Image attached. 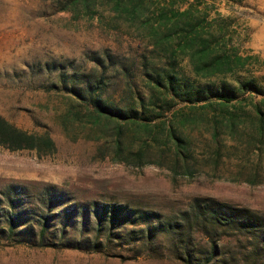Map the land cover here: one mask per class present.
I'll use <instances>...</instances> for the list:
<instances>
[{"label": "rangeland", "instance_id": "374dc122", "mask_svg": "<svg viewBox=\"0 0 264 264\" xmlns=\"http://www.w3.org/2000/svg\"><path fill=\"white\" fill-rule=\"evenodd\" d=\"M203 4L212 6L211 17L227 20L230 45L243 58H251L234 73L195 80L235 83L237 75L264 74V0ZM110 17L108 11L91 18L83 11L62 10L53 0H0V114L29 132L49 135L54 143L41 142V149H12L0 143V189L15 183L37 191L52 183L70 191L74 201H115L155 209L165 217L194 196H214L264 213V169L261 181L248 180L252 168L236 144L240 138L224 130L217 134L210 120L192 110L188 116L174 114L190 110L188 105L165 118L173 116L179 133L189 141L190 173L174 169L170 158L158 163L156 149L138 161L129 148H137L147 130L137 123L124 124L125 150L119 153L115 123L95 117L80 104L70 85L82 84L88 74L100 71L92 57L106 55V50L115 58L105 76L108 99L127 106L136 95L147 98L150 93L140 63L141 53L149 49L146 41L110 31ZM181 64L187 75L194 76L185 60ZM263 99L262 94L249 93L237 102L264 106ZM216 135L227 148L219 163L212 156ZM228 235L221 240L224 260L217 264H262L248 257L246 241ZM102 241L99 250H92L31 245L0 236V264H189L174 251L167 233H158L150 244L108 241L105 236ZM193 241L203 239L195 234ZM243 249L245 256L237 255Z\"/></svg>", "mask_w": 264, "mask_h": 264}, {"label": "trees", "instance_id": "16d2710c", "mask_svg": "<svg viewBox=\"0 0 264 264\" xmlns=\"http://www.w3.org/2000/svg\"><path fill=\"white\" fill-rule=\"evenodd\" d=\"M53 1L62 10L83 11L91 18L108 11L110 31L129 34L148 45L140 57L145 78L151 84L147 98L140 93L127 106H121L105 96L108 64L115 63L114 55L107 50L106 55L92 57L100 71L81 79L82 84L70 85L77 100L91 114L115 123L119 153L125 150L124 124L137 123L147 130L139 146L129 148L138 161L156 149L158 163L170 158L174 169L181 167L192 172L189 141L179 133L173 116L165 118L184 104L190 110L174 113L176 116H188L192 110L210 120L217 134L224 130L240 138L236 144L252 168L248 180H262L259 176L264 169V106L255 101L253 107H248L237 99H246L249 93L264 95V74L237 75L235 83L195 80L234 73L245 68L251 58H243L230 45L228 22L211 17V5H204V0ZM184 60L194 76L183 71ZM216 136L212 156L219 163L227 148L226 142ZM41 142L54 144L49 135L29 132L0 114L1 144L12 149H41ZM0 206V236L31 245L99 250L103 236L108 241L118 238L123 243L150 244L158 233H167L174 251L189 264H217L224 260L220 258L225 253L221 240L232 234L247 242L251 260L264 264V213L214 196H194L184 208L165 217L155 209L115 201H74L70 191L52 183L37 191L10 183L0 189ZM195 234L201 235L203 242L195 243ZM241 254L245 256L244 249L237 253Z\"/></svg>", "mask_w": 264, "mask_h": 264}]
</instances>
